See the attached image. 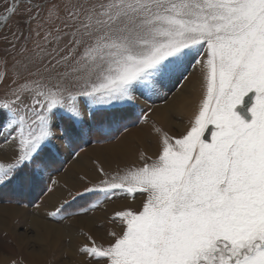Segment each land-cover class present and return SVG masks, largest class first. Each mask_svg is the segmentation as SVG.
<instances>
[{"label": "snow or ice", "instance_id": "obj_1", "mask_svg": "<svg viewBox=\"0 0 264 264\" xmlns=\"http://www.w3.org/2000/svg\"><path fill=\"white\" fill-rule=\"evenodd\" d=\"M21 3L9 42L15 86L0 99L12 153L0 159V192L38 186L54 141L111 142L138 99L199 65L204 95L187 130L161 134L155 158L100 169L50 215L81 196L100 198L69 215L140 195L139 211L109 217L107 245L89 237L81 247L89 264H264V0H19L7 12Z\"/></svg>", "mask_w": 264, "mask_h": 264}, {"label": "rangeland", "instance_id": "obj_2", "mask_svg": "<svg viewBox=\"0 0 264 264\" xmlns=\"http://www.w3.org/2000/svg\"><path fill=\"white\" fill-rule=\"evenodd\" d=\"M15 2L16 0H0V18L7 13V8ZM26 7V3H21L16 13L10 19H7L0 28V99L10 95L11 89L15 86L12 83L15 76L13 69L15 61L12 59L14 50L9 42L13 40L12 33L16 31L18 20L21 18V13L25 12ZM61 15H64V13H61ZM55 23L59 25L60 21ZM33 27H35V22ZM45 27L47 28L49 25L45 24ZM66 40L67 38L65 37L61 41V46ZM52 46L51 44L49 45V47ZM28 47L31 50L32 45L29 44ZM5 75H7V79L4 78ZM26 76L27 73L21 72L20 79L23 80ZM194 76L198 78L199 88L201 89L199 96L195 100V110L191 113L180 114V116L176 115V113L170 116L171 127L167 126L164 129V127L157 126L158 122L153 116L154 109L167 107L172 104L178 93L182 91L181 89H184L183 87L187 85V82H190L189 79ZM29 79H34V77ZM203 95L202 73L199 65H196L194 68H189L184 78L173 81L159 96L148 101L143 98L138 99L135 115L128 122L127 130L116 133V138L111 140V142H108L107 138L95 136L91 138L90 143H84L79 146L70 145L60 140L54 141L56 147L55 161L38 186L17 193L7 190L0 192V264H89V261L80 251L83 245L89 243L88 238L91 237L97 243L107 245L112 239L108 235L109 231L116 229V225L109 221V217L115 211L125 207H131L139 211L143 198L140 195H137L135 200L117 197L103 201L99 207L89 210L85 214H68L89 207V205L100 198L99 194H92L81 196L73 201L68 211L63 215L52 217L50 214L60 207L64 201L72 200L70 193L82 192L84 187L98 183L99 179L103 178L100 169L110 175L120 169L141 164L143 162L141 159L142 155L155 158L159 151V136L163 133L174 137L183 134L192 119L190 116L193 117L203 99ZM246 102H248V98H246ZM137 117L140 119H136ZM141 132L142 134H140ZM139 135L145 136L147 139L144 140L145 137L141 139L138 137ZM7 139V131L0 128V159L2 160H8L12 155L11 151L10 153L4 151V147L8 145ZM149 143L151 147L153 144V149L149 146ZM118 146H121V149L124 148V151L127 149L129 152L127 154L124 152L116 160L111 161L107 156L112 153L111 150L114 151L112 147ZM148 146L150 151L156 149L154 154L153 152L150 154L147 149ZM115 150H118V148H115ZM129 153L130 157H127ZM98 158L101 159V162ZM81 159L86 161L87 166H89L90 170L92 169L91 171L94 174L92 176H84L74 172L69 178L70 184L66 185L61 181V178H66L67 173L70 172L71 164L79 162ZM81 162L83 163L84 161ZM48 189H51V191ZM56 191L62 192L61 197H58L57 201L54 200L51 205H46L45 200ZM37 218L52 227L66 229L64 236H51L47 242H43L42 238L38 236L43 235L44 229L39 228L38 230L37 226L32 224V221ZM87 219L91 224V228L97 234L90 231L87 232L86 226L81 225Z\"/></svg>", "mask_w": 264, "mask_h": 264}, {"label": "bare ground", "instance_id": "obj_3", "mask_svg": "<svg viewBox=\"0 0 264 264\" xmlns=\"http://www.w3.org/2000/svg\"><path fill=\"white\" fill-rule=\"evenodd\" d=\"M189 81L190 82H187V85L183 87L184 89H181L182 91H180V93H178L177 97L174 99L172 104H170L167 107H158L157 109H154L153 116L155 117L156 121L158 122L157 126L164 127V129L167 128V126L171 127L172 124H171V121H170V116L175 115V113H176V115L180 116V114H183V113L186 114L188 112L191 113L193 110H195V105H196V103H195L196 101L195 100L199 96V93H200V90H201L199 88V84L200 83H199V80H198V78L196 76L190 78ZM190 118H192V117L190 116ZM140 134H142V132ZM150 134L152 135V133H150ZM138 137L143 139L145 136L139 135ZM145 139H147V138L145 137L144 140ZM149 139H150V137H149ZM151 140H152V138H151ZM149 146L151 147V144ZM149 146L147 148L148 150H149ZM152 147H154L153 144H152ZM115 148H118V150H115ZM121 148H122L121 146L112 147V149H114V151L111 150L112 153L110 155H108L107 158H110L111 161H113V160H116L118 156H121L122 153L125 152V154H127L129 152V151H127V149H125V151H124V148L123 149H121ZM4 151L10 153L8 145H6L4 147ZM154 151H156V149H154ZM154 151H150L149 150L150 154L152 152L154 154ZM86 156H88V154H86ZM127 157H130V153H129V155H127ZM98 159H100V158H98ZM81 161H84V162L82 163ZM100 162H101V159H100ZM69 170H70V172L68 171L69 173H67L68 174L67 177L66 178L62 177L61 178V181L63 183H65L66 185L70 184L69 178L72 176V174H74V172H77V173L82 174L84 176H92L94 174L91 171L92 169L90 170L89 166H87L86 161L82 160V159L79 162L71 164ZM61 193H62L61 191H59V192L56 191L54 194H52L51 196H49L45 200V204L46 205H49V204L51 205L54 202V200L57 201L56 199L58 197H61ZM97 219H99V218H97ZM32 222H33L32 224L34 226H37L38 230H39V228L40 229L41 228L44 229L43 230V235H39L38 236V237L42 238L41 240H43V242L44 241L47 242L48 239L51 236L52 237H61V236H64V234H65L64 231L66 229L63 230V229H60V228L52 227L50 224L45 223L44 221H41L40 218L34 219ZM81 225H85L86 226L87 232L90 231V232H94V234H97V232L94 231L93 228H91V224H90L88 219L85 222H82Z\"/></svg>", "mask_w": 264, "mask_h": 264}, {"label": "trees", "instance_id": "obj_4", "mask_svg": "<svg viewBox=\"0 0 264 264\" xmlns=\"http://www.w3.org/2000/svg\"><path fill=\"white\" fill-rule=\"evenodd\" d=\"M16 199V198H15Z\"/></svg>", "mask_w": 264, "mask_h": 264}]
</instances>
